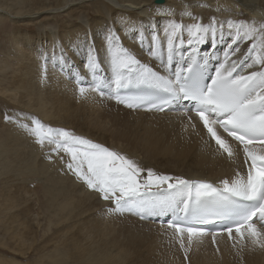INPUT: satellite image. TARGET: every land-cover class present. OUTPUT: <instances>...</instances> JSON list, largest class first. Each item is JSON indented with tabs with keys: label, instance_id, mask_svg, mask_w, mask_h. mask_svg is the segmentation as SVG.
<instances>
[{
	"label": "bare ground",
	"instance_id": "1",
	"mask_svg": "<svg viewBox=\"0 0 264 264\" xmlns=\"http://www.w3.org/2000/svg\"><path fill=\"white\" fill-rule=\"evenodd\" d=\"M152 1L155 8H165L166 0L160 4L155 0ZM216 1L207 0L201 4L208 6L212 2L211 6H215L214 9L220 8L221 10L217 12L223 15H220L219 18L223 16L227 18L229 12L226 13V10L231 6V8H235L233 14L236 18L251 23L250 17L244 15L243 11L245 10L239 8L238 1H243L246 8L256 16V19L254 18L255 26L259 28L264 24L257 6L258 0H256V9L254 0H237V2L222 0L224 3L222 5H217ZM261 1L264 2V0ZM116 2L122 5L115 4L111 8L101 0L96 1L95 8L86 6L81 9L83 5L75 7L69 5L66 9L71 19L62 25L63 29H66L61 37L65 47L78 50L84 46L81 42L80 31L87 30L79 25L80 23H75L90 16V12L99 13L100 16L95 26L90 28V30L94 28L90 31L92 37L100 39V41L97 40L98 48L101 47L104 35L109 28L121 31L118 32V35L122 38L123 45L125 44L135 54L142 47L135 39L138 33H143L146 37L153 32L164 34L163 28L160 31L150 30V23L136 16L138 15L136 12H140L141 0H116ZM58 3L59 0H0V8L3 6L12 8L11 11L8 10V14L15 15L11 16L15 19L17 14L22 11L27 13L39 11ZM183 5L177 4L175 7ZM192 5L197 7L198 3ZM115 9L122 13H115ZM109 11H111L113 21L110 18L107 20L106 26H103L101 19ZM4 12V10L3 12L0 10L1 17L6 16V12ZM206 12L207 15L203 19L205 24L215 18L211 12ZM168 13L169 11L165 12V15L168 16ZM173 13L169 17L182 24L181 11L175 10ZM43 19L44 27L51 26L49 18L44 17ZM215 20L217 21V19ZM145 22H147V26L143 27L140 24L138 26V23ZM163 23H166L165 20ZM192 23L194 22L191 21L186 25ZM15 26L22 30L33 27L26 18L22 21H15ZM225 26L227 27L226 23ZM30 33L35 32L32 30ZM85 39L88 41L89 35ZM186 39L185 37V41ZM90 40L92 42V38ZM39 41L38 35L35 38L30 34H18L11 43L7 42L8 47H12L16 43L23 46V48L19 47V50L9 48L15 63L10 65L7 60L0 61V73L3 74V76L0 75V93L9 97L12 104L7 107L14 111L11 125L6 128L0 127V230L4 231L8 240L20 241L17 245L16 241L14 247L22 249L24 238L34 239L31 236L34 232L33 224L29 223L30 219L28 218L32 206L27 203L26 195L38 191L44 199L41 211L50 217L47 220L46 232L48 234L53 228H56L55 233L58 232L52 237L48 236L46 240L56 241L58 238H65L64 236H70L72 240L64 253L60 251L56 252V258L48 257V261L52 259L53 264H168L167 258L172 255L185 256V259L192 264H264V248L254 246L246 237L241 242L235 232L232 233L231 238L228 232L215 236L211 234L193 236L189 243L187 233L178 235L174 228L169 227L168 219L165 227L160 224L161 218H168L170 211L151 215L145 219L139 217L136 220L129 212L122 214L108 212L107 209L112 206L110 202L100 199L97 193L89 190L66 169L65 162L69 157L62 150L53 152L52 149L55 145L45 142L42 147L35 143L34 138L19 126L24 123L30 124L33 117L53 128L63 126V129L70 130L76 135L81 133L84 136H89L91 139H95V143L109 149L113 148L118 153V149H120L123 151L121 154L138 165L137 159L140 158V155L129 156L127 149L119 147L117 144L122 140L133 151H141L142 164L153 167L159 174L173 178L202 179L219 187L221 180L234 178L237 172L246 176L248 167L245 163L242 145L220 130V135L228 140L234 155L229 157L226 153H222L194 114L173 110L155 112L126 108L111 98V89H105V94L101 95L99 92L98 94L91 91L85 81L86 92L81 96L76 80L77 77L85 76L82 70L79 68L70 69L68 80H66L63 76L51 71L42 60H35L26 52L28 50L30 53H34L38 49H42L39 46ZM76 42L77 46L72 47V44ZM145 42H148L147 39ZM227 43H230L229 39L223 46L217 43L215 48L212 47L210 50H203V47L207 45L201 46L197 55L210 58L209 62L216 60L218 65V63L224 62ZM53 49L52 51L56 53L60 51L61 46L57 51ZM145 50L147 48L141 53L146 55ZM247 51L248 48L242 54L237 52L235 55H231L230 61L241 59ZM101 54L103 57L102 49ZM11 55L9 57H12ZM65 56L69 59V54ZM137 56L142 62L159 64V59L153 61L149 56L145 59L141 55ZM75 58V61L86 60V49ZM49 61L50 59L47 58V62ZM60 61V63H64L62 58ZM10 66L13 72L7 78L5 70ZM105 67L108 68L106 64ZM108 70V72H101V78L105 82L110 81L112 77L110 67ZM256 70H259V66L244 69V72L247 74V72ZM87 79L85 80L87 81ZM95 103L97 108L92 106ZM106 119L108 120L106 121ZM105 122H111L109 125L113 129L107 128ZM193 124H195V128H193ZM256 147L259 148V146ZM49 162L52 163L49 165ZM56 166L57 168H55ZM40 180H42L40 185L36 184L35 181ZM31 182H33L34 189L28 187ZM154 218L157 221L153 220ZM256 223L257 227L264 231L261 222L256 220ZM19 227H23L20 232H18ZM9 233L11 234L9 235ZM181 243H183V247ZM3 244L0 242V245ZM30 246L31 244L21 252L25 254ZM0 250L7 251L5 248H0ZM2 251L0 252L3 254ZM12 251L17 252L16 248H12ZM0 264H4V262L0 260Z\"/></svg>",
	"mask_w": 264,
	"mask_h": 264
},
{
	"label": "snow or ice",
	"instance_id": "2",
	"mask_svg": "<svg viewBox=\"0 0 264 264\" xmlns=\"http://www.w3.org/2000/svg\"><path fill=\"white\" fill-rule=\"evenodd\" d=\"M225 23L230 43L224 62L212 65L209 73L210 58H198L197 54L201 46L215 48L218 41H224ZM135 39L142 47L147 39L146 54L153 61L159 59V64L142 62L123 45L118 30L109 28L100 48L95 40L85 41V76L77 77L79 94H85L83 80L90 77L91 91L104 95L105 89H111V98L128 108L147 105L149 110L162 111L166 105L187 101L191 105L187 111L195 113L224 153L234 155L220 130L242 145L246 176L237 172L234 178L221 180L219 187L202 180L173 178L141 168L121 153L38 118L19 126L42 147L47 142L55 145L53 152L62 150L69 157L66 169L100 199L110 202V213L129 212L145 219L166 211L183 212V217L177 216L181 222H171L169 227L178 235L186 232L189 243L193 236L205 234L197 224L221 221L230 238L234 230L241 242L246 237L254 246L264 248V231L256 223L259 220L264 226V25L257 28L215 18L207 24L196 21L183 25L169 18L163 37L159 32L147 37L138 33ZM245 41L250 42L248 51L241 59L230 61ZM60 56L64 63H70L62 50ZM105 64L112 73L108 82L101 78ZM254 66L259 70L245 74L244 69ZM133 85L146 86L153 95H122V90Z\"/></svg>",
	"mask_w": 264,
	"mask_h": 264
},
{
	"label": "rangeland",
	"instance_id": "3",
	"mask_svg": "<svg viewBox=\"0 0 264 264\" xmlns=\"http://www.w3.org/2000/svg\"><path fill=\"white\" fill-rule=\"evenodd\" d=\"M96 1L99 0H59V3L54 5V6H49V7H45L42 10L39 11H33V12H29L27 13L26 11H22L21 13L17 14V18L13 19L11 16H15V15H10L8 14V10L11 11L12 8L7 7V6H3L2 8H0V10L3 12V10L6 12H4L6 14V16H2L1 17V13H0V61H4L7 60L8 63L10 65H13L14 62V58L13 55L10 54V49H17L19 50V47L23 46L20 43H16L14 46L12 47H8V43L10 42L18 35H22V34H30L32 37H37V35L40 37V41H39V46L42 49H38L37 52L34 53H30V51L26 50V52L29 53V55H31V57L35 60H42V62L45 63V60H47V58L50 59L49 62H47L48 67L50 68L51 71L55 72L56 74H58L59 76H63L66 80H68V72H70V69H75V68H79L80 70H82V73L85 74L84 70H83V65H84V61L85 60H80V61H75V56L78 57V55H81L83 50L86 49V44L85 41L87 38V36L89 35V39L87 42H91L90 38H92V41L95 40V44L96 47L98 48L99 42H97V40L100 41V39H97L96 37H92V34H90L91 30H94L90 28L95 26V23L97 22L98 19H100L99 13H93L90 12L89 15L90 16H86L84 17V19H82L79 22H76L75 24L80 23L79 25H82L87 31H80L81 32V42L82 44H84V46L78 50H74L73 48H67L65 47V44H63L62 42V35H63V31L66 29H63L64 26H62L63 24L67 23V20L71 19L69 17V13L68 10L66 8L70 6H78V5H83V7L81 9H83L84 7L88 6V7H96ZM104 4L108 5L109 7L112 8V5H122L121 3H117L116 0H101ZM184 1V2H182ZM207 0H166L165 2V8H155L154 5L152 4V0H141V3L139 5L140 12H136L138 15H136L138 18H143L145 21L149 22V29H157L158 31H160L161 28L165 29L167 23H168V19L170 18L169 16L171 14H174L173 12L175 10H180L181 11V22L183 25H186L189 22H196L197 20L202 23L205 22V20H203L205 18V16L207 15L206 11L211 12L214 16L215 19H217L218 22H227V21H233V22H239V23H248L245 20H239L238 18H236L234 16V11L235 8H231L228 7L226 10V13L229 12V16H227V18H225L224 16L219 18L220 15L222 16L223 14L218 13L217 11L221 10L220 8H215V6H211L212 2H210V5H202L201 3H205ZM235 2H237V0H234ZM240 4L239 8H243L245 11L244 15L249 16L250 17V21L251 23L248 24H254L255 25V19L256 16H254V13L250 12L246 6H245V2L243 1H238ZM258 3V8L261 12V21L264 20V2H262L261 0L257 1ZM188 3H192V4H196L198 3V6H194L192 4H188ZM244 3V4H243ZM254 6L256 9V0H254ZM177 4H181L183 6L181 7H175ZM200 4V5H199ZM216 4H224L222 2V0H217ZM213 5V4H212ZM211 6V7H210ZM209 7V8H208ZM48 8V9H47ZM199 8V9H198ZM211 9V10H210ZM232 9V10H230ZM199 10V11H198ZM9 11V12H10ZM169 11L168 16L165 15V12ZM198 11V12H197ZM115 13H122L121 11L115 9L114 10ZM250 12V14L248 15V13ZM256 12V10H255ZM135 13V12H134ZM225 13V14H226ZM95 14V15H94ZM194 14V19L189 18L192 17V15ZM217 14V15H216ZM233 14V15H232ZM109 15V16H108ZM186 16V17H184ZM218 16V17H217ZM233 16V17H232ZM254 16V17H253ZM7 17V19H6ZM44 17L49 18L48 20L51 22V26L49 27H44ZM24 18L27 19V22H30V25H33L32 28H27V29H17L15 26V21H22ZM112 19L113 21V16L111 15V11H109L107 13V15L105 14L103 19V26H106L107 20ZM252 18V19H251ZM255 18V19H254ZM163 20V21H161ZM165 20L166 23H163ZM147 22L141 24L138 23L140 25H143V27L146 25L147 26ZM262 23V22H261ZM264 23V21H263ZM205 24V23H204ZM260 24V23H259ZM264 25V24H263ZM80 27V26H78ZM89 28V29H88ZM79 29V28H78ZM32 30H34L35 33H30ZM121 32V31H118ZM234 32V30H233ZM101 33V32H100ZM163 37V33L160 34ZM186 37V35H185ZM187 38V37H186ZM228 40V29L225 26L224 29V41H218V44H221L223 46V44L225 43V41ZM38 41V40H37ZM137 43L139 44L138 40ZM6 44V45H5ZM147 44L148 42H144V47H141L138 51H136L137 55H141L143 57V59H145L146 57H148V55L146 54H142V50L147 48ZM241 44V43H240ZM61 49H60V46ZM77 46V42L72 44V47ZM125 47H127L124 44ZM227 46V44H226ZM249 47V43L248 44H244L242 42V44L239 46L240 51L238 53L242 54L243 51L246 50V48ZM52 48H54L53 50H58L60 49V51L54 53L52 51ZM128 48V47H127ZM210 50L212 49V47L210 45H207L205 47H203V50ZM61 50L63 52H66V54H69V59L68 61L70 62L68 65L66 63H60L61 61V56H60V52ZM6 51V52H5ZM145 53H147V50H145ZM12 57H9V56ZM45 59V60H44ZM73 61H72V60ZM59 62V63H57ZM74 62V63H72ZM72 65H74V67H72ZM72 67V68H71ZM109 67L106 68L104 66V72H108ZM5 76L7 78H9L13 72L11 66L5 70ZM102 71V72H103ZM1 76H3L2 73H0ZM84 81L87 83V85L89 86V84L91 83V79H87L83 80V86H85ZM77 82V80H76ZM6 82H4V85ZM96 92V91H95ZM98 93V92H96ZM99 94V93H98ZM12 102L9 99V97L7 95H5L4 93H0V127L4 126V128H6L8 125H11V122L13 121L12 119L6 120L5 116L11 117L14 115V111L10 110L7 105H11ZM92 106L97 108L96 103L93 104ZM97 113V111H96ZM108 119H106L107 121ZM42 122V120H41ZM9 123V124H8ZM45 123V122H43ZM106 123V122H105ZM111 122L106 123L107 128H111L113 129L109 124ZM110 127H109V126ZM54 128H63V126H59V127H54ZM75 134V133H74ZM79 136L81 135L82 137H85L93 142H96L95 139H91L89 136H84L83 134H78ZM89 137V138H88ZM109 140V137H108ZM119 147H125L127 149V151L129 152V156H134V155H140V158H138V165H140L142 168L144 169H153L155 172V169L153 167H148L147 164H142L141 162H143V160L141 159V151H133L131 149V147L129 145H127L124 141L120 140L118 143ZM112 151H114V149H110ZM119 153H122L123 151H121L120 149ZM219 150V149H218ZM130 152H132L130 154ZM221 152L223 153V151L221 150ZM52 162H49L48 164L50 165ZM146 165V166H145ZM148 167V168H147ZM57 168V166L55 167ZM159 174V172H156ZM40 181H35L36 184L39 183L40 185ZM30 186V189H34L33 187V182L29 183L28 187ZM34 191V190H32ZM35 193V194H34ZM38 196V197H37ZM26 197L28 198V204L30 206H32V210L28 215V218L30 219L29 223L33 224V230L34 232L31 234V236H33V240L31 239H23L25 240L24 246L21 248L19 247H14L15 242L17 240H15V242H13L12 240H8L7 239V235L4 234L3 230H0V242L4 243L3 245H0V248H5L7 251H2L3 254L0 252V260H2L4 262V264H53L52 259H50V261H48V257H53L56 258V255L58 252H62L64 253V250H67L70 243L72 242V240L70 239V236H64L65 238H58L56 241L52 240V241H48L46 240V238L52 237L53 235L58 234L54 232V230H56V228H53L52 230L49 231V233L47 234L46 229H47V220L50 219V217L47 216V214L43 213L41 211L43 205H44V199L41 195L40 192L38 191H34L31 193H28L26 195ZM40 209V210H39ZM41 212V213H40ZM138 215H134L133 214V219L136 220L139 218ZM153 220H156V218H154ZM157 221V220H156ZM163 222V221H162ZM160 223L161 225H164L163 227H165L166 224V220L163 223ZM118 225V224H117ZM35 226V227H34ZM134 226V225H133ZM117 227V226H116ZM23 227H19L18 228V232L22 231ZM45 232V233H44ZM55 233V234H54ZM11 233H9L10 235ZM43 234V235H42ZM6 235V236H5ZM184 236V235H183ZM121 237H123V235H121ZM183 239V238H182ZM61 240V241H58ZM185 241V238H184ZM50 242V243H48ZM20 241L18 240L16 245L19 244ZM30 249L28 251H26L25 254H23L22 252L25 251V249L29 246ZM47 246V247H46ZM12 248H16L17 252H13ZM61 249V250H60ZM22 251V252H21ZM6 254H5V253ZM57 252V253H56ZM172 255V254H171ZM44 256V257H43ZM175 258V259H174ZM169 259V260H168ZM178 259V260H177ZM161 261V260H160ZM186 262V263H184ZM73 263V262H72ZM167 263L168 264H192V262L188 261L185 259V256H171L169 258H167ZM74 264V263H73Z\"/></svg>",
	"mask_w": 264,
	"mask_h": 264
},
{
	"label": "water",
	"instance_id": "4",
	"mask_svg": "<svg viewBox=\"0 0 264 264\" xmlns=\"http://www.w3.org/2000/svg\"><path fill=\"white\" fill-rule=\"evenodd\" d=\"M156 3L160 4L163 2V0H155Z\"/></svg>",
	"mask_w": 264,
	"mask_h": 264
}]
</instances>
